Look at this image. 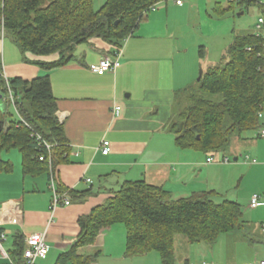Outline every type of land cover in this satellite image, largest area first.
<instances>
[{"label": "crops", "instance_id": "obj_1", "mask_svg": "<svg viewBox=\"0 0 264 264\" xmlns=\"http://www.w3.org/2000/svg\"><path fill=\"white\" fill-rule=\"evenodd\" d=\"M168 1L149 12L126 41L121 66L115 72L104 75L92 72L91 66L111 54L110 46L96 38L78 45L74 51L76 57L53 70L25 62L4 65L9 79L31 80L50 75L53 93L58 99L57 116L64 124L72 148V163L60 166L55 180L56 186L63 189L62 194L69 198V206L52 209V180L48 175L24 176L22 164L16 163L13 173L0 174V223L7 237L12 239L9 248L18 233L25 238L34 233H45L50 252L37 264L57 262L59 256L75 243L80 231L79 218L105 203L114 191L131 181L142 180L163 187L174 200L212 192L211 198L216 203L237 202L242 207L244 229L253 227L256 235L264 236V204L256 209L250 207L255 194L261 195L264 201V142L247 139L245 147L249 155L243 158L242 148L236 145L233 147L236 152L234 163H225L224 158L228 157L221 152L205 154L179 148L174 134L169 131L176 116L174 106L178 93L185 88L187 81L184 46L179 43L183 25L181 17L186 20L196 11L202 19V2L205 3L203 7L210 8L214 0H193L183 5H177L175 0ZM226 44L220 64L232 43ZM29 58L53 62L59 59V54L48 57L30 55ZM116 105L122 107L118 117L113 114ZM5 106H9L8 101ZM259 137L258 131L256 138L260 140ZM104 140L110 142L108 155L97 150ZM237 140L239 144L242 141ZM210 158L212 162H209ZM88 179L92 182H87ZM245 181L249 182V187ZM252 184H258V187L253 188ZM90 190L84 199L74 198L71 194L74 191L80 196ZM15 206L21 213L18 225L9 223ZM244 207L252 212L261 210L256 221L253 215L249 220L244 219ZM126 243V228L114 225L99 235L95 245L80 249V253L93 255L100 252L95 264L148 262L146 256L127 257ZM187 244V258L177 259L178 264H221V261H227L225 255L220 261L215 255L216 243L194 246L187 241ZM262 262L264 256L258 264ZM0 264L10 263L0 259Z\"/></svg>", "mask_w": 264, "mask_h": 264}, {"label": "trees", "instance_id": "obj_2", "mask_svg": "<svg viewBox=\"0 0 264 264\" xmlns=\"http://www.w3.org/2000/svg\"><path fill=\"white\" fill-rule=\"evenodd\" d=\"M94 1L0 0V36L12 39L27 63L53 70L74 59L78 45L94 38L107 43L112 55L123 50L126 39L134 35L144 17L168 0H107L97 11ZM235 1L247 8L261 6L260 0ZM216 10L220 14L225 11L221 7ZM199 52L204 55L203 47ZM55 54L59 59L53 62L29 58ZM263 68L264 37L237 36L223 63L202 71L198 90H184L186 106L169 127L176 146L218 153L234 135L242 139L246 131L259 129L258 114L264 105ZM9 82L8 88L5 81H0V174L14 172V163L5 160L3 153L15 149L22 155L24 176L48 175L55 181L59 167L72 163V148L57 116L58 99L50 75L31 80L16 77ZM10 92L15 98L14 108L8 101ZM60 189L57 187L62 194ZM88 192L91 190L80 196L74 191L71 194L84 199ZM211 195L205 192L174 200L163 187L142 180L126 182L105 203L79 218L77 239L56 264L96 263L100 252L84 255L80 249L95 245L99 235L114 225H123L127 230V257L157 252L162 264H178L177 236H185L191 245L212 246L222 234L245 230L241 205L233 201L216 203ZM25 249V237L16 234L7 251L14 264H24Z\"/></svg>", "mask_w": 264, "mask_h": 264}, {"label": "rangeland", "instance_id": "obj_3", "mask_svg": "<svg viewBox=\"0 0 264 264\" xmlns=\"http://www.w3.org/2000/svg\"><path fill=\"white\" fill-rule=\"evenodd\" d=\"M107 0H95L94 9L100 10ZM193 0H183L184 3L190 4ZM169 4L172 1H168ZM202 19L199 18L197 12L192 13L191 17L185 20L183 18V25L181 30V36L179 43H183L184 48V67L187 74V83L185 82V88L179 91L178 100L174 106V113L183 110L186 106L185 89L189 88V93H193L198 90L200 84L201 71L207 72V70L215 65L220 64L223 58L224 48L229 41L234 42L237 36H245L251 33H258L257 25L260 18L264 19L263 7L254 4L252 7L247 8L245 5L239 4L237 1L234 3L232 0H214L213 4L209 7H203L202 2ZM218 7H221L225 11L220 14ZM197 9V7H196ZM195 9V10H196ZM4 33V31H2ZM3 36V35H2ZM0 36V61L2 62L1 68L5 69L4 65H16L24 61L23 56L19 48L15 45L12 39L9 37ZM264 37V36H263ZM95 39V38H94ZM200 47H203L204 55H200ZM80 60V59H79ZM11 65V66H13ZM9 99V98H8ZM259 129L249 130L243 134L242 141L239 143L235 135L232 137L231 143L221 152L224 153L232 163L236 158V152L233 151V147L240 145L242 148V157L245 158L249 154H246V144L249 140L253 139L261 143L264 142V138L257 139V133ZM237 141H236V140ZM252 141V140H251ZM19 157V161L17 160ZM3 158L5 160H11L16 167V164H22V155L18 150H11L10 152H4ZM17 158V159H16ZM16 163V164H15ZM249 181V180H248ZM245 181L244 184L249 182ZM253 188H257L258 184H252ZM249 189V188H248ZM244 219L249 220L253 215L256 216L261 213L249 211L244 207ZM251 221V220H250ZM254 222V221H252ZM255 224V223H254ZM252 228H246L242 232H234L228 234H222L215 244V255L218 256L219 261L223 256L227 257V261H221V264H258L261 258L264 256L260 254L264 253V236L256 235ZM12 242L10 237H7V241L4 243V248L8 251L9 244ZM176 258L178 260H185L187 258V251L189 249L186 237L179 235L176 237ZM217 245V246H216ZM196 246V244H194ZM221 255H218V253ZM192 258V254H190ZM148 257V262L139 264H160V255L157 252H152ZM161 259V258H160ZM99 258L97 259V261ZM96 261V262H97ZM56 261L53 263L55 264ZM95 264V263H94Z\"/></svg>", "mask_w": 264, "mask_h": 264}, {"label": "built area", "instance_id": "obj_4", "mask_svg": "<svg viewBox=\"0 0 264 264\" xmlns=\"http://www.w3.org/2000/svg\"><path fill=\"white\" fill-rule=\"evenodd\" d=\"M177 5H183V0H175ZM260 5L264 9V0H260ZM257 31L259 35L264 36V19L260 18L258 25H257ZM129 39V38H128ZM126 39V41H128ZM122 51L115 53L114 55L108 54L105 57H103L100 62L96 65L91 66V70L93 73L97 75H104L108 72H115L120 66H121V57H122ZM264 69V68H263ZM264 76V71H263ZM0 81H5L7 87H10V79L7 76L4 68H0ZM14 107H15V98L13 96V93L10 92L9 94V100H8ZM17 112V111H16ZM122 112V107L119 105L114 106L113 114L115 116H119ZM18 116V113H17ZM258 117L260 119V128H259V136L261 138H264V105L261 109V111L258 114ZM50 148V146H48ZM98 151H101L102 154L108 155L111 151L110 148V142L104 140L101 145L97 149ZM42 161L44 160L43 157L40 158ZM213 159L210 158L209 162H212ZM225 163H229L230 160L228 158H224ZM87 182L91 183L92 181L90 179L87 180ZM51 190L53 192V198H52V209H56L60 207L61 205L69 206L71 204L69 198L58 192L56 183L54 179H52L51 182ZM264 204L263 197L259 194L253 195L250 202V207L252 209H256ZM15 213L10 214L9 223L12 225H18L20 223V215L19 208L17 206L14 207ZM1 227V223H0ZM264 227V225H263ZM7 241V235L5 233H2L0 235V259L8 261L10 264H14L12 260L9 257V254L7 250L4 248V243ZM26 242V249L24 251V264H37V262L41 259H45L49 252H50V246L47 242V237L45 233H34L28 237L25 238ZM261 264H264L262 262Z\"/></svg>", "mask_w": 264, "mask_h": 264}, {"label": "water", "instance_id": "obj_5", "mask_svg": "<svg viewBox=\"0 0 264 264\" xmlns=\"http://www.w3.org/2000/svg\"><path fill=\"white\" fill-rule=\"evenodd\" d=\"M201 77H202V72H201V74H200V78H199V80H201Z\"/></svg>", "mask_w": 264, "mask_h": 264}, {"label": "clouds", "instance_id": "obj_6", "mask_svg": "<svg viewBox=\"0 0 264 264\" xmlns=\"http://www.w3.org/2000/svg\"><path fill=\"white\" fill-rule=\"evenodd\" d=\"M13 106V105H12ZM13 108H14V106H13Z\"/></svg>", "mask_w": 264, "mask_h": 264}]
</instances>
